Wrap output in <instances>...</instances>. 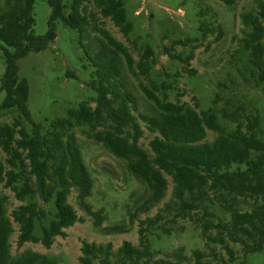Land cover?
I'll return each mask as SVG.
<instances>
[{"label": "trees", "instance_id": "1", "mask_svg": "<svg viewBox=\"0 0 264 264\" xmlns=\"http://www.w3.org/2000/svg\"><path fill=\"white\" fill-rule=\"evenodd\" d=\"M225 1L233 4L235 0ZM36 2L0 0V51L5 64L0 79L5 98L0 112H18L12 123H0V150L5 155L0 161V264H56L48 255L32 250L14 256V224L18 227V247L41 243L50 249L56 237H66L65 230L80 220L70 202L73 192L80 207L94 217V225L101 226V211H93L87 201L94 178L78 145L76 129H83L88 138L126 160L127 170L150 191L131 215L132 223L139 212L149 211L164 199L169 187L166 175L173 183L164 206L153 217L139 221V245L124 241L114 252L111 243L82 240L79 264H189L192 260L193 264H234L238 259L232 245H240L245 255L264 250V141L259 114L243 117L245 112L241 113L240 107L224 110L223 117L235 124L226 132L213 109L199 112L196 102L170 101L167 85H158L149 77L156 63L154 51L147 47L136 62L127 46L98 23L99 14L129 35L133 26L123 0H47L51 14L48 31L42 36L34 33ZM90 3L96 12L88 13ZM58 20L84 39L83 47L93 67L88 86L95 91V98L44 126L31 118L29 86L19 76V61L30 52L44 51L55 41ZM242 23L241 42L250 51L256 69L253 75L264 82V0H257L254 10L242 14ZM90 29L98 34L92 42L95 49L88 42ZM175 45L184 42L177 40ZM165 50L171 54L170 48ZM137 68L150 79V86L140 83L153 106L150 114L138 112L137 98L124 79L126 70L138 76ZM141 121L154 135L150 150L140 144L145 135ZM208 129L218 133L212 142L206 141ZM1 188L9 189L21 202L10 214L8 196ZM215 204L224 209V216L213 210ZM180 219L192 221L201 229L205 249H195L188 256L181 247L155 259L148 234L158 230L161 223L172 225ZM104 229L109 233L123 231L119 225ZM162 233L171 236L173 227L163 228ZM218 246L226 250L228 261L219 259Z\"/></svg>", "mask_w": 264, "mask_h": 264}, {"label": "rangeland", "instance_id": "2", "mask_svg": "<svg viewBox=\"0 0 264 264\" xmlns=\"http://www.w3.org/2000/svg\"><path fill=\"white\" fill-rule=\"evenodd\" d=\"M128 20L133 29L125 35L109 18L98 16L117 40L124 43L133 58L138 62L147 47L154 51L156 63L153 65L150 78L158 85L165 83L170 101L198 104V111L213 109L218 123L230 132L235 124L223 117V111L238 110L244 116L259 114L261 138L264 141V82L253 75L256 71L251 63L250 51L242 45V14L256 8L257 0H235L228 4L225 0H123ZM96 12L93 3L88 4V13ZM51 8L47 0H37L34 9V33L45 35ZM203 27V28H202ZM57 37L42 52H30L19 61V76L29 86L28 108L34 123L48 126L55 119L64 118L70 108L81 102L95 98V91L88 83L91 80L93 67L83 47L78 31L66 25L62 20L56 21ZM98 34L89 32L88 42H94ZM180 40L184 45H175ZM93 44V43H92ZM171 49L167 54L165 48ZM93 48L94 44H93ZM172 55L174 57H172ZM190 57L186 62V59ZM152 60V58H151ZM5 64L0 51V79ZM138 76L125 71L128 89L136 96L139 111L153 113V106L147 100L140 83L150 86V79L136 69ZM70 73H73L71 75ZM171 86L172 89H169ZM162 91V90H161ZM161 95V93H159ZM5 93L1 91L0 103ZM93 106L95 103L92 104ZM18 116L16 109L0 112V123H12ZM145 135L140 140L143 148L150 150L149 142L154 135L141 121ZM78 145L84 160L94 178V188L88 202L93 211H101V226L94 225V217L84 211L77 200V193L70 197L80 220L67 228L66 237H56L50 249L41 243H25L18 247V227L11 237V252L14 256L25 250L46 254L56 264H79L82 240L106 245L111 243L116 252L124 241L139 245V221L153 217L170 199L172 179L163 200L149 211H141L132 223L130 217L135 208L149 196L148 188L137 180L128 170L127 161L119 159L106 150L101 144L88 138L83 129L75 130ZM218 133L208 129L207 142L216 139ZM5 155L0 150V161ZM2 193L8 196V214L21 204L14 194L5 188ZM213 210L224 216L220 205H212ZM248 208L246 207L245 210ZM47 224V222H44ZM119 225L120 233H109L104 228ZM173 227V234L166 236L162 229ZM37 234L41 235L40 225ZM213 234H216L213 231ZM150 246L155 259L165 258L169 253L183 247L188 256L195 249H205L201 229L192 221L180 219L175 224L161 223L155 232L148 234ZM236 252L237 263L264 264V250L245 255L240 245H232ZM219 259L228 261L225 249L217 247ZM194 260L189 264H193ZM216 262V261H215Z\"/></svg>", "mask_w": 264, "mask_h": 264}]
</instances>
